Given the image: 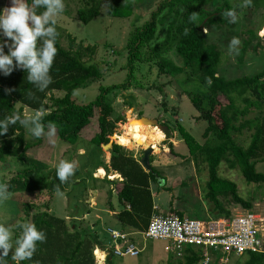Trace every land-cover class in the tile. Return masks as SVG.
<instances>
[{"label":"trees","instance_id":"trees-1","mask_svg":"<svg viewBox=\"0 0 264 264\" xmlns=\"http://www.w3.org/2000/svg\"><path fill=\"white\" fill-rule=\"evenodd\" d=\"M26 2L30 6L33 4V0ZM128 2L129 0H83V6L77 10L76 16L86 25L100 15L101 8L105 5L108 17L126 18L131 14V4ZM210 4L215 5L212 12L204 8ZM231 9L237 14L240 8L237 4L231 5L230 0H159L149 19L131 33L127 45L130 75H133L137 64L155 63L159 73L169 76L182 75L183 85L191 83V89L184 90V93L207 123L202 134L205 141L202 145L197 144L183 128L178 129L189 153L206 163L209 181L205 198L219 214L216 217L230 215V211L220 200L221 196H228L243 209L251 208V204L237 193L234 182L217 175L222 161H226L230 169L237 168L247 183L264 184V174L255 169L257 161L264 159V69L253 76L233 79L219 76L221 52L216 46L207 43L202 32L216 22L229 25L230 18L223 13ZM43 11L42 7L36 9L37 14ZM167 17L171 19L166 27L164 40L156 43L154 39L157 28L165 23ZM55 26L60 35L55 44L58 54L50 70L53 82L41 92L29 83L28 73L23 69H16L8 76L0 72V121L16 112L22 118L26 117L23 114L25 108L34 112L48 107L50 111L44 113L43 117L45 126L49 122L54 123L58 139L74 145L79 140L80 132L89 125L94 109L97 108L98 132L89 142L101 148L102 145L110 143V137L114 134L118 122L119 125L122 124L121 127L127 123L126 121L124 124L121 115L116 119L112 118L113 109L106 100V94L114 89H127L129 84L99 87V93L93 101L77 103L73 98L75 91L101 80L103 72L98 64L91 61L96 54L95 46H83L67 34L68 48L64 49L60 43L63 31L58 25ZM169 49H174L181 58V66L162 56V53ZM4 51L7 54L8 49L5 48ZM208 78H211V86L207 84ZM135 86L141 87L140 84ZM6 89L12 91L8 93ZM54 92H61L62 96L54 97ZM159 129L167 140L172 138L166 127ZM47 131L48 128L45 127V132ZM244 131L251 132L250 142L246 147L237 143L234 138L236 135H242ZM27 136L35 139L36 143L42 141V138L32 136L19 122L11 126L7 134L0 136V162L12 158L22 168L7 182L9 193L46 190L55 194L57 185L63 193L72 177L61 184L56 169L44 175L45 164L27 154L32 145ZM114 139L119 145L112 143L108 150L110 159L105 170H112L121 176L122 181L117 182L114 189L118 201L129 207L124 208L117 218L124 227L142 231L146 229L153 212L150 183L159 184L160 181H165L160 172L151 166L156 148L153 144L148 147L150 169L146 171L140 165L142 156L135 159L129 151L132 140L121 133L114 135ZM168 148L171 152L172 143H168ZM99 167L101 165L94 169ZM159 189L163 190L164 185H160ZM79 199L80 196L76 195L73 204L83 207ZM74 214V217H78L82 212L77 208ZM172 214L183 216L175 210ZM31 222L38 230L46 233L47 239L44 243L37 242V250L32 259L22 261L21 264H95L92 249L95 245H103L97 242L96 235L90 231L88 225L78 227L76 222H73L70 229L64 219L47 210L32 216ZM18 236L19 234L14 235V241ZM11 255L12 252L9 253L8 264H12ZM246 256L247 259L242 264L264 262L262 253ZM199 259L200 251L186 247L182 257L170 256L166 264H198ZM111 261L108 260L107 263L110 264Z\"/></svg>","mask_w":264,"mask_h":264},{"label":"rangeland","instance_id":"rangeland-1","mask_svg":"<svg viewBox=\"0 0 264 264\" xmlns=\"http://www.w3.org/2000/svg\"><path fill=\"white\" fill-rule=\"evenodd\" d=\"M158 1L129 0L131 14L126 18L108 17L105 5H103L100 15L85 25L76 16L77 10L83 6V0H64L66 7L64 12L55 18L56 25L63 31L60 43L64 49L68 48L67 34L75 38L76 43L80 42L83 46H95L96 54L91 61L98 64L103 72L101 80L91 82L85 88L77 89L73 94L74 100L77 103H88L96 98L99 87L105 88L128 83L127 89H114L106 94V100L113 109L112 118L116 119L121 115L124 124L127 121L126 125L122 127L119 122L115 125L110 143L119 145L114 139V135L120 133L122 136L130 138L132 146L129 151L135 159H139L142 153L148 150L149 145L155 144L156 152L153 154V162L157 161L158 168L156 169L165 181L152 184L154 203L162 214L172 213L175 210L185 217L204 220L208 217L219 216L212 203L205 198L206 185L209 181L207 166L202 159L193 157L189 153L178 129V127L183 128L197 144L202 145L205 141L202 134L207 123L203 121L200 112L195 109L184 93V90L191 89V83L183 85L182 75L169 76L159 73L155 63L137 64L133 75L129 73L127 45L131 33L149 19L150 13L155 9ZM243 3L244 0H230L231 5L237 4L240 8L236 23L230 22L229 25H222L216 22L202 31L206 36L207 43L216 46L217 50L221 52L218 75L226 79L253 76L264 69V0H252L250 7H242ZM0 7L3 14L5 7H11V0H0ZM204 8L208 12H212L215 5L210 4ZM170 19L167 17L165 23L158 26L154 42H163ZM233 37H238L241 41L238 54L229 52V42ZM162 56L170 59L176 65H182L181 58L178 57L174 49L162 53ZM136 84H140L141 87H136ZM52 96L60 97L62 93L54 92ZM46 103L48 106L49 102ZM40 110L44 113L50 111L48 107ZM97 113L98 110L95 108L89 125L80 132L79 140L74 145L58 139L56 133L52 137H43L44 140L39 143H36L31 136H27V140L32 144L27 154L45 164L44 175H48L56 169L61 160L69 161L70 155L77 157L76 161H70L75 163L76 171L72 176V181L62 193L67 197L66 208L62 207L60 202L61 195L51 194L46 190L32 193H10V198L4 203H0V223L13 231V242L14 235H20L22 231L17 225L31 222L32 216L35 214L46 210L56 217L70 214L68 200L72 198L74 200L76 195H79L81 202L88 206L85 202L88 199L87 186H92L95 180L105 177L102 170H94L99 165L96 155L100 156V154L104 155L108 152L107 148H97L89 142L98 132ZM23 114L32 116L35 112L23 109ZM150 119H156L159 124L170 131L175 141L171 152L168 148L170 139L165 138V142L160 143L164 134L158 127L150 124ZM141 120L148 121L150 125ZM137 124H143L144 127L141 129ZM143 132H147L150 137H144ZM250 134L251 132L244 131L242 135H236L234 138L237 143L246 147L250 142ZM43 143L46 144L47 150L45 151H41ZM81 150L84 151V155L76 156L75 153ZM85 165H87L86 168ZM18 169H22L20 164L12 158L0 162V184H7ZM84 169H86L85 172ZM255 169L264 174V159L257 161ZM217 175L234 182L239 196L251 204V208L246 210L233 203L228 196H221L220 200L223 206L230 211V214L253 211L264 218V184L247 183L239 170L237 168L230 169L226 161L220 163ZM90 180L93 183H87ZM160 185H164L163 190L159 189ZM106 201L116 206L118 203L117 194H113L112 198L107 197L104 201L105 204H107ZM61 209L65 213H61ZM108 220L112 222L111 218ZM108 220L104 221L105 224ZM65 222L70 229L73 222L83 226V221L67 219ZM111 226L115 227L113 224ZM88 227L90 228V226ZM100 229L101 226L98 225L97 230L93 231L94 234L99 236ZM134 239L137 242L139 256L113 258L110 264H166L170 257L164 251L166 242L145 239L141 233L136 234ZM227 258V264H242L247 256L231 255Z\"/></svg>","mask_w":264,"mask_h":264},{"label":"clouds","instance_id":"clouds-1","mask_svg":"<svg viewBox=\"0 0 264 264\" xmlns=\"http://www.w3.org/2000/svg\"><path fill=\"white\" fill-rule=\"evenodd\" d=\"M252 6V0H244L242 7ZM44 8L40 14L37 8ZM64 0H33L30 6L26 0H11V7H5L0 15V72L5 76L16 69H23L28 73L27 79L38 91H44L53 82L50 70L58 54L55 46L60 33L56 28V17L65 10ZM224 16L230 18L231 23L237 22L234 9L226 10ZM195 18L193 13L192 19ZM39 42V46H38ZM241 41L233 37L229 42V52L239 53ZM8 52L5 53L4 49ZM211 78L207 84L211 86ZM10 93L11 89H6ZM30 95H34L30 93ZM44 112L36 110L32 116L21 117L16 112L0 121V136L8 133L9 128L18 122L25 127L35 138L52 137L56 133V126L49 122L43 123ZM45 127L48 131L45 132ZM74 162L61 160L56 167V175L61 184L66 183L75 174ZM57 194L62 195L59 185ZM7 184H0V203L10 198ZM22 231L13 242V231L0 223V264H8L10 251L12 264H21L31 260L37 250V242L44 243L46 233L38 230L32 222L18 224Z\"/></svg>","mask_w":264,"mask_h":264},{"label":"built area","instance_id":"built-area-1","mask_svg":"<svg viewBox=\"0 0 264 264\" xmlns=\"http://www.w3.org/2000/svg\"><path fill=\"white\" fill-rule=\"evenodd\" d=\"M105 232L110 243L94 246L95 264H108L107 261L113 258L139 256L137 242L130 234L112 228ZM139 233L145 239L166 242L165 253L175 258L182 257L186 247L200 251L198 264H227V256L264 254V218L253 211L197 220L172 213L162 214L157 206H153L146 229L136 234Z\"/></svg>","mask_w":264,"mask_h":264},{"label":"crops","instance_id":"crops-1","mask_svg":"<svg viewBox=\"0 0 264 264\" xmlns=\"http://www.w3.org/2000/svg\"><path fill=\"white\" fill-rule=\"evenodd\" d=\"M25 109H27V108H25ZM141 123H143V122H141ZM137 125L139 126V128L144 127L143 124H137ZM147 125H149V124H147ZM147 134H148L147 132L144 133V135H145L144 137L149 138L150 135L149 134L147 135ZM42 140H44L43 137H42ZM164 140H165V136L161 140L160 143H163ZM168 141H169L168 143H172V145H174V143H175L174 138H170V140H168ZM155 143L160 144L158 142H155ZM153 145H155V144H153ZM41 148H42L41 151L47 150L46 144L43 143ZM74 149L77 151L76 148H74ZM95 151H97V150H95ZM70 154H71V152H70ZM75 154H76V156L82 157L84 155V151L81 150L79 152H76ZM96 156L99 160L98 164L101 165V167H99L98 169L102 170V173L104 174L105 177H107V179H105V177H101V178H99V180H95L94 184L92 186L91 185L87 186L88 187L87 188L88 199L85 200V202L88 204V206L81 202L82 201V200H80L81 198L79 199L80 201L79 200L78 201L83 205V207H80L76 204H73L74 203L73 198L69 199L68 204L70 203V206L68 209H69L70 214L67 213L66 215L65 214L58 215L57 217L64 219V220L70 219V220L83 221V224L84 223L86 224V222H89V224H86V225L90 226V230L93 229L91 232H93L95 229L97 230V226L100 225L101 226V229L99 230L100 234H99V236H97L98 234L96 235V239H97V242L103 246L108 245L110 243L109 237L105 233V230L107 228H112V229H115V230L120 231V232L128 233V234H130V237L134 239V236L136 235L138 230L131 228V227H124L119 222V220L117 218L118 214L124 208L128 209V206L123 204V203H120L119 201L116 204V206L114 204H112L111 202H107V201H106L107 204L104 203V201L106 200L107 197L112 198L113 194L116 193L115 189H114L115 184L119 181H122V178L119 174H117L116 172H113L112 170H108V171L105 170V168L108 167V163H109V159H110V153L109 152H106L104 155L100 154V156H99V154H97ZM32 158L37 159L35 157H32ZM76 158L77 157H73V155L72 156L70 155L68 160H69V162L71 160L76 161L77 160ZM156 164H157V161L155 160L153 162V164H151V166L156 169V168H158ZM86 166L87 165H85V168H86ZM255 167H256V165H255ZM98 169H94V170L97 171ZM85 171H86V169H84V172ZM94 175H96V174H94ZM87 183H93V181L90 180ZM152 184L153 183L151 182L150 183V190H151L153 202H154V193H153L154 191L152 190L153 189ZM63 195L60 196V194H59V196H60L59 198H60V202L62 204V207L64 206L66 208L67 197H65ZM66 195H68L67 192H66ZM68 198H69V196H68ZM154 206H157V205L154 203ZM77 208H79V210H81L82 215H79L78 217H74V215H75L74 211ZM62 210L63 209H61V213H65V211H62ZM158 210H159V208H158ZM159 212H160V210H159ZM110 218L112 219V222H110L108 220ZM105 220H108V222L106 224L104 222ZM112 224L115 227L111 226ZM76 225H78V223ZM79 226H82V225L79 224L78 227Z\"/></svg>","mask_w":264,"mask_h":264},{"label":"water","instance_id":"water-1","mask_svg":"<svg viewBox=\"0 0 264 264\" xmlns=\"http://www.w3.org/2000/svg\"><path fill=\"white\" fill-rule=\"evenodd\" d=\"M149 121H150V124L152 126H158L159 128L165 127V126H162L161 124H159V122L156 119H150ZM112 143L113 142L108 143L107 145H102V148H107L109 150L112 147ZM149 155H150V150H145L143 152L141 160H140L141 167L144 170H146V171H149V169H150V166H149Z\"/></svg>","mask_w":264,"mask_h":264},{"label":"bare ground","instance_id":"bare-ground-1","mask_svg":"<svg viewBox=\"0 0 264 264\" xmlns=\"http://www.w3.org/2000/svg\"><path fill=\"white\" fill-rule=\"evenodd\" d=\"M141 121H143L144 123H149L148 121H146V120H141Z\"/></svg>","mask_w":264,"mask_h":264}]
</instances>
